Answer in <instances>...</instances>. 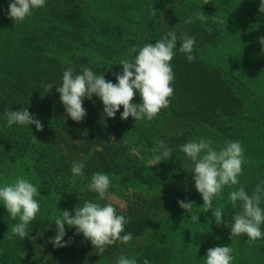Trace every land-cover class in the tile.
<instances>
[{"label":"trees","instance_id":"obj_1","mask_svg":"<svg viewBox=\"0 0 264 264\" xmlns=\"http://www.w3.org/2000/svg\"><path fill=\"white\" fill-rule=\"evenodd\" d=\"M31 1L18 6L37 14L16 24L17 37L4 41L0 30V264H264L260 163L242 167L230 189L226 162L193 173L197 158L211 152L189 147V131L167 138L156 166L133 152L155 144L157 118L168 107L222 132L224 123L264 127V84L255 95L224 69L246 76L243 65L264 68V0H197V14L161 50L165 0L151 1L137 64L151 108L134 139L117 116L141 18L130 22L122 7L130 30L85 2ZM14 8L0 0V29L14 28ZM221 43L241 49L243 65L207 56ZM86 45L97 61L77 55ZM258 135L264 142V131ZM128 174L138 188L114 193L121 209L99 179ZM136 239L141 244L126 251Z\"/></svg>","mask_w":264,"mask_h":264},{"label":"rangeland","instance_id":"obj_2","mask_svg":"<svg viewBox=\"0 0 264 264\" xmlns=\"http://www.w3.org/2000/svg\"><path fill=\"white\" fill-rule=\"evenodd\" d=\"M22 1H27L28 5L33 4L31 0H12L15 4L14 15L10 22L14 23V28L9 29L10 23H6L2 29V39L4 41H9L14 36L17 37L19 33L22 32V27L16 26L24 20L33 21V18L36 16L37 12L30 6L24 8H18L19 4L23 3ZM66 3L73 2L76 5H80V2H85L89 8L90 12L95 14L101 13L104 17L108 18L111 21L121 23V27H128L130 30L133 29V25H128L126 20L119 18L123 16L122 7L124 9L127 7V14L129 15V21L134 19L141 18L142 27L136 31L135 36L133 35L132 39L135 41L138 40L137 46L132 50V55L127 58L125 61V71L127 73V82H126V100L127 102L123 105L120 113L118 114V121L123 125V127L128 132V136H133L136 132L138 125L150 116L149 110L151 108V97L148 90L144 86V82L141 79L140 72H138V60L140 58V42L142 41L144 34L146 33V15L149 12L150 4L152 0H65ZM238 2V0H234ZM44 4L45 1L42 0ZM197 3V0H165L164 8L159 12L158 16V26H157V45L158 50L164 49L167 45L171 44V41H174L175 34L178 32H183L185 20L193 19L197 14L195 8H192L193 4ZM30 10L31 12H28ZM122 20L123 22H121ZM113 22V23H115ZM17 24V25H16ZM135 28V26H134ZM134 31V30H133ZM260 35H264V31H260ZM170 37V40L167 38ZM170 41V44H169ZM261 43L262 41L259 40ZM139 44V45H138ZM264 46V45H263ZM76 47V46H75ZM75 51L78 54L89 55L92 57V61H97L98 59L95 56V49H92L90 46L86 45L83 47H76ZM208 57L219 58L222 62L227 63L230 61L232 65L238 64V66L243 65L241 56L242 50L229 47L226 43H221L211 49L208 52ZM227 71L232 73L234 77L244 80L247 88L251 87L252 93H260L262 86L264 84V68L255 70L248 67V65H243V70L247 73L246 76L240 75L237 70V67L230 66L226 67L227 64H224ZM251 69V70H250ZM248 70V71H247ZM236 85V84H235ZM240 94H243L242 92ZM239 97L241 98V95ZM254 95V97H255ZM145 118V119H144ZM153 118V117H152ZM223 128L225 132H222L217 127H207V126H197L192 121H186L178 119L174 116L172 109L168 107L165 114L157 118L156 124V135H155V144L149 149L141 148L137 146L133 148L134 153L145 152L144 158L148 165L156 166L159 162V157L157 152L159 148H162L166 143L167 138L173 134H183L185 131L191 133V140L189 147H195L196 151L206 149L211 153H203L200 158H197L196 163L192 164L194 166V172H199L205 167V165L214 166L221 163V161L226 162L231 168V172L227 176V181L230 179L229 188L236 185L234 180H238L239 171L242 167L251 168L252 166H259L258 171L261 175H264V152L261 153V149H264V142L260 140L258 135L260 132L264 131V127L259 126L258 130H254L251 123L248 122H235V123H224ZM242 130V132L240 131ZM139 149V152L137 150ZM191 154V153H190ZM199 153L195 152L192 155L197 156ZM206 157V158H205ZM191 165V168H192ZM224 165H220L222 168ZM193 169V168H192ZM192 173V174H193ZM131 175H125L122 177H108L105 176L100 178L99 181L105 185V194L107 200L111 203L117 204L121 209L124 207L123 201L115 196L114 193L119 194L120 192H125L127 189L136 190L138 187L134 186L132 183ZM139 190H141L139 188ZM99 235H101L99 233ZM93 240L98 239L96 235L91 237ZM134 244L132 247L128 248V252L135 251V243L141 244V240H133Z\"/></svg>","mask_w":264,"mask_h":264}]
</instances>
